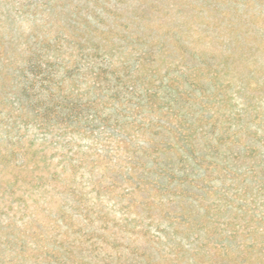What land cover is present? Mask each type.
I'll return each instance as SVG.
<instances>
[{
	"label": "rangeland",
	"instance_id": "rangeland-1",
	"mask_svg": "<svg viewBox=\"0 0 264 264\" xmlns=\"http://www.w3.org/2000/svg\"><path fill=\"white\" fill-rule=\"evenodd\" d=\"M214 4L0 0V264H264V4Z\"/></svg>",
	"mask_w": 264,
	"mask_h": 264
},
{
	"label": "trees",
	"instance_id": "trees-1",
	"mask_svg": "<svg viewBox=\"0 0 264 264\" xmlns=\"http://www.w3.org/2000/svg\"><path fill=\"white\" fill-rule=\"evenodd\" d=\"M200 1L203 4V7L214 9L215 8L214 3H217L219 0H200ZM257 1L263 2V4H264V0H257Z\"/></svg>",
	"mask_w": 264,
	"mask_h": 264
}]
</instances>
